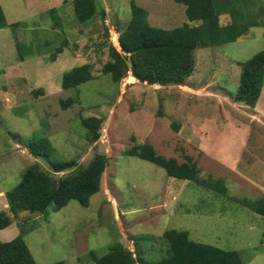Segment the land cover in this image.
I'll list each match as a JSON object with an SVG mask.
<instances>
[{"label": "rangeland", "instance_id": "1", "mask_svg": "<svg viewBox=\"0 0 264 264\" xmlns=\"http://www.w3.org/2000/svg\"><path fill=\"white\" fill-rule=\"evenodd\" d=\"M134 1L153 26L187 21L186 5L176 0ZM73 2L0 0L8 22H20L0 28V211L11 218L0 240L23 231L37 264H95L93 255L115 243L159 258L168 247L163 233L178 228L196 241L238 250L246 264H264V217L236 200L264 195V85L254 107L235 99L241 63L264 49V22L233 42L197 49L194 72L182 84L140 81L130 71L114 81L103 66L112 60L111 46L125 54L119 29L130 19L132 0H95L96 12L84 23ZM230 20L220 15L222 24ZM63 39L68 45L52 60ZM18 44H32L23 59ZM84 63L92 65L93 78L63 88V74ZM89 116L103 119L94 137L82 124ZM35 135L50 140L53 160L73 162L56 176L86 166L96 154L108 157L101 189L88 205L71 200L46 213L12 210L8 193L27 167L38 162L53 170L27 146ZM141 143L166 158L195 162L201 177L222 179L227 191L169 176L125 154Z\"/></svg>", "mask_w": 264, "mask_h": 264}, {"label": "trees", "instance_id": "2", "mask_svg": "<svg viewBox=\"0 0 264 264\" xmlns=\"http://www.w3.org/2000/svg\"><path fill=\"white\" fill-rule=\"evenodd\" d=\"M186 5L185 21L171 29L153 26L148 21V11L134 0L128 22L119 29V42L123 54L115 46L110 47L112 60L103 66L104 73H110L114 81H120L128 71L140 81L168 85L182 84L193 74L196 64V50L201 47L233 42L246 34L251 27L262 25L264 6L254 5L255 0H176ZM74 15L80 22L89 21L96 12L95 0H74ZM54 13V8L50 9ZM228 13L230 22L222 24L220 15ZM199 22L191 24V22ZM19 21L9 23L0 6V28L16 27ZM47 43V42H46ZM47 43L46 45H49ZM32 45V44H30ZM29 44H18L21 58L31 50ZM41 44L38 43V46ZM44 45V44H43ZM68 45V40L54 46L51 59ZM34 50V49H33ZM34 52V51H33ZM30 54H34V53ZM39 52V50L37 51ZM131 62V65H129ZM239 84L235 99L249 106H256L264 85V49L241 63ZM93 78L92 65L84 63L66 71L62 77L65 89L79 86ZM103 119L89 116L82 119L89 135L97 136ZM27 146L37 157L49 160L53 170L44 169L38 162L27 167L20 180L8 193L11 208L46 213L49 209L60 210L71 200L88 205L90 197L101 189L102 173L108 157L96 154L86 166H76L61 176L57 172L72 167V161H55V148L45 136H31ZM164 168L169 176L195 181L207 188L225 193L227 187L222 179L201 177L199 168L190 160L179 162L157 153L153 145L141 143L125 151ZM264 217V195L252 200L236 199ZM11 224V218L0 211V229ZM167 241L166 254L159 258H145L139 251L134 253L120 243L113 244L102 254H94L95 264H246L241 253L235 249H224L217 245L192 239L188 230L170 228L163 233ZM0 264H37L24 238V232L8 241L0 240ZM52 264H62L54 262Z\"/></svg>", "mask_w": 264, "mask_h": 264}, {"label": "crops", "instance_id": "3", "mask_svg": "<svg viewBox=\"0 0 264 264\" xmlns=\"http://www.w3.org/2000/svg\"><path fill=\"white\" fill-rule=\"evenodd\" d=\"M13 234L15 235L14 232H9V233L6 234V236H13ZM12 238H13V237H12Z\"/></svg>", "mask_w": 264, "mask_h": 264}, {"label": "water", "instance_id": "4", "mask_svg": "<svg viewBox=\"0 0 264 264\" xmlns=\"http://www.w3.org/2000/svg\"><path fill=\"white\" fill-rule=\"evenodd\" d=\"M129 65H131V62H129Z\"/></svg>", "mask_w": 264, "mask_h": 264}]
</instances>
